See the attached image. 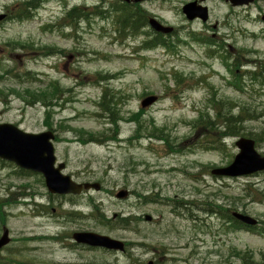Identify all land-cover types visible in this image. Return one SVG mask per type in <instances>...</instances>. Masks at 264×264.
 Returning <instances> with one entry per match:
<instances>
[{"label":"rangeland","instance_id":"1","mask_svg":"<svg viewBox=\"0 0 264 264\" xmlns=\"http://www.w3.org/2000/svg\"><path fill=\"white\" fill-rule=\"evenodd\" d=\"M23 1L0 0V122L29 132L52 129L63 172L101 188L51 193L41 174L21 173L0 159V218L11 236L0 257L14 253L27 264H240L238 253L251 250L258 258L264 235L233 229L222 215L227 208L264 220V171L227 178L210 170L228 164L238 151L237 138L259 135L264 123V0L235 11L233 24L245 32L223 39L227 51H220L229 67L221 52L207 56L208 45L191 38L193 32L214 35V30L201 31L198 22L185 18L182 6L188 0H140L147 13L174 28L163 36L171 48L150 50L142 48L153 38L148 25L137 35L116 31L120 12L112 6L120 0H48L30 19H11ZM101 5L108 13L103 17L94 12ZM210 5L212 22L230 7L225 0ZM73 6L82 7L88 19H67ZM225 32L215 30L209 47L216 48ZM257 71L262 73L253 81L250 73ZM221 74L244 89L228 86ZM54 80L58 90L48 117L47 107L22 96L27 90L41 94ZM105 88L117 97L122 117L116 133L108 131L112 124L105 113L98 115L96 103ZM147 95L157 98L141 107ZM229 108L232 116L240 113L239 122L225 119ZM199 112L203 124L194 126ZM134 114L140 115V132L128 119ZM214 117L220 130L234 127L238 133L218 136ZM153 125L164 128L171 144L152 133ZM90 135L95 140L87 139ZM260 137L255 146L264 154ZM120 189L128 190L127 198L116 197ZM100 212L113 223L121 216L137 220L110 229L96 218ZM75 230L108 234L130 245L124 252L76 246L70 237Z\"/></svg>","mask_w":264,"mask_h":264},{"label":"water","instance_id":"2","mask_svg":"<svg viewBox=\"0 0 264 264\" xmlns=\"http://www.w3.org/2000/svg\"><path fill=\"white\" fill-rule=\"evenodd\" d=\"M233 4L248 3L254 0H230ZM196 2H189L183 5L182 10L189 19L198 16H204L205 7L199 9ZM203 11V12H202ZM150 26L156 30L168 33L172 30L171 26H165L155 18L149 19ZM155 95H148L141 100L142 107H145L156 100ZM54 133L51 130H45L38 133L25 131L15 124L0 122V158L14 162L21 168L29 169L40 173L45 181L49 192L57 194L76 193L83 190H99V182H76L70 175L62 172L65 167L63 162L56 163L54 145L52 139ZM239 151L234 159L226 166L216 167L211 173L218 176H240L253 172L264 170V155L259 153L254 147V140L249 137H239L236 142ZM128 192L121 189L117 192L116 197L125 198ZM238 220L253 225L257 220L241 212L233 211L232 213ZM147 220L151 216L146 215ZM74 240L78 243L86 244L93 247H102L109 250H125L123 240L111 237L107 234L95 231L81 230L72 234ZM9 242L7 232L0 238V248ZM149 264H152L149 261Z\"/></svg>","mask_w":264,"mask_h":264},{"label":"trees","instance_id":"3","mask_svg":"<svg viewBox=\"0 0 264 264\" xmlns=\"http://www.w3.org/2000/svg\"><path fill=\"white\" fill-rule=\"evenodd\" d=\"M48 0H25L23 2H20L19 7L16 9V12L14 14L10 15L11 19H16V20H22V19H30L31 17H33L34 15H32V13L34 11H36L37 9H39L41 7V5L45 2H47ZM97 8V10H96ZM114 11L120 12V16L116 15L115 17V23L117 25L120 26V30L119 28L116 29V31L118 32L119 35H127L129 33H131V35H137L140 33L141 28L146 25L147 23V18L148 15L146 14V11L142 8L141 4L138 2H126V1H121L116 5L112 6ZM100 9V10H99ZM107 11V10H106ZM106 11H103L102 8L99 7H95V14H97V16H105L108 13ZM65 17L67 19L70 20H80V19H88L87 18V13L82 9V7H72L69 10H67L65 12ZM130 32H129V31ZM123 33H122V32ZM129 32V33H128ZM153 34V38L147 40L144 45L142 46L143 49H149V48H154L158 45H162L165 46L166 48H171L173 46L172 43H168L167 39L164 38L163 36L165 34H162L160 32H155L152 31ZM192 37H194L195 39H199L200 36L197 35H193ZM23 46V45H22ZM256 73H262V71H257L254 73H251L250 75V79H252L253 81L255 80H259V74ZM176 77V83H180L182 78L180 76L175 75ZM261 78V77H260ZM30 79V78H29ZM264 81V78H261L260 84H263L262 82ZM58 84L56 83V81H49L48 85H46L44 87V89L41 91H26L25 96H22L20 93H18L16 90L15 93L21 95L22 97H24V99L27 101V103H33L35 101H39L43 106L47 107L46 110V115L49 117V115L52 112L53 106L55 105V103H53L52 99L55 97L53 96L54 93L57 92L58 90ZM112 91V89H111ZM108 89L105 88L100 96V99L97 100V106L99 107V113H105V115L109 118L108 124H112V127L108 128V131H112L113 133H116L118 131V125L117 123L119 122V120L122 118L119 115V112H117V108H116V104L117 101H115L117 99V97L115 96V94L110 95L108 93ZM41 96V97H40ZM141 111V110H140ZM199 116H198V120L196 123H193L194 126H197L199 124H203L201 116H202V112H199ZM222 114H216V116L222 117ZM227 117L225 119H228V121H234V123L239 122L240 118H238V115H240V113L237 116H232L231 112H230V108L228 111V114H225ZM128 119H133L137 122V131L140 132L141 129V121H140V115L139 114H134L128 117ZM215 120H218L217 118H214ZM220 120H218L219 122ZM221 122V121H220ZM208 125L211 124V121H207ZM230 124V123H229ZM229 126H232L231 124ZM217 131L219 132L218 136L222 137L223 136H227V135H236L238 133V131L236 129H234V127H228L227 132H223L222 130H220L219 128H216ZM83 132V131H80ZM152 133L156 134L158 136L159 134V138H162L164 140H166L169 144H171L168 140V138H164V136L162 134H164V128H157L156 126L153 125L152 127ZM87 134H91V133H87ZM244 134V133H243ZM255 133H248L246 136H250V137H254L255 140L258 141V139L262 138L260 137V135L262 134V136L264 137V123L261 126L260 129V133L259 135H254ZM97 137L102 136V133H97L94 134ZM259 136V138H258ZM87 139H94L92 135H90V137H88ZM264 139V138H263ZM95 140V139H94ZM19 171L25 172L22 169H19ZM29 173V172H27ZM93 206L95 207V209L99 210L96 204H93ZM220 209H223L222 206H220ZM225 214H223V219L224 222L227 223V225H230L231 228L233 229H249V230H256L259 234L264 235V220H259L257 225L254 226H248L246 224L241 223L239 220H237L236 218H234L231 214V210H228L227 208L224 209ZM98 219V221L101 222V224L103 225H108L109 228H113V227H122L125 228L128 226V224L130 223V221H135L137 219L134 220L133 216H121L117 218V222L113 223L112 220L114 218L112 217H107L105 216L102 212H100L99 217H96ZM112 222V224H111ZM229 223V224H228ZM111 226V227H110ZM127 246L130 245L129 243H126ZM15 254L12 253L11 257L5 258V256L1 257V261H4V264H27L26 261H18L17 257H15ZM238 257H239V262L240 264H264V252H260L259 253V257L255 258V253L251 250H244L242 252L238 253ZM4 258L6 260H4ZM8 259V260H7ZM99 264H112L109 262H101Z\"/></svg>","mask_w":264,"mask_h":264},{"label":"flooded vegetation","instance_id":"4","mask_svg":"<svg viewBox=\"0 0 264 264\" xmlns=\"http://www.w3.org/2000/svg\"><path fill=\"white\" fill-rule=\"evenodd\" d=\"M127 1V0H126ZM188 1H191V0H188ZM194 1H197V3L201 6H205L207 7V19L206 20H203V19H200V18H196L194 21L198 22L199 25H200V30L201 31H213L214 32V35L216 34L215 33V30L217 31V33H219V28H223L226 30V32L224 34H222L221 37H218V39H227L229 37H234L236 36V34H239V35H242L244 34L245 30L243 28H241L240 25H235L233 24V19H234V16L236 15L235 11H237V9L239 8H245L247 7L248 5H250V3L248 4H242V5H238V6H233L230 2V0H225L229 3V9L226 13V15H224V17H222L221 20H214L213 22L210 20L211 18L210 15H211V11H213L212 9H210V2L212 0H194ZM127 2H131L130 0H128ZM243 19V17H242ZM198 34L200 35H206L204 32H197ZM213 34L209 35L210 37H213L214 36ZM230 49L232 50L233 48L231 46H229ZM225 48V47H224ZM4 212V211H3ZM6 228V225H5V218H0V235L2 234L3 230H5Z\"/></svg>","mask_w":264,"mask_h":264}]
</instances>
